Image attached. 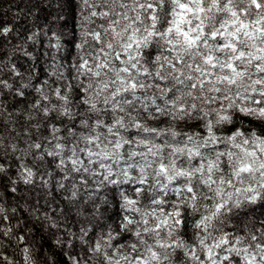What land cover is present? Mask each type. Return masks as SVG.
Here are the masks:
<instances>
[{"label": "snow or ice", "instance_id": "snow-or-ice-1", "mask_svg": "<svg viewBox=\"0 0 264 264\" xmlns=\"http://www.w3.org/2000/svg\"><path fill=\"white\" fill-rule=\"evenodd\" d=\"M26 7L15 43L0 23V264H264V0Z\"/></svg>", "mask_w": 264, "mask_h": 264}, {"label": "trees", "instance_id": "trees-1", "mask_svg": "<svg viewBox=\"0 0 264 264\" xmlns=\"http://www.w3.org/2000/svg\"><path fill=\"white\" fill-rule=\"evenodd\" d=\"M30 2V0H0V23L3 22H12V23H16L17 27L15 29H13V33L12 36H10L8 38L9 43H15L16 41L13 40V37L16 35L17 31L20 32V35H23V31H21V29L23 28H27L28 27V23H26V21H30L31 17L29 15V9L26 7V5ZM56 3L57 0H43V10L44 12L50 13L51 15H55V9H56ZM23 10V11H21ZM17 16V20H13V15ZM2 50V49H0ZM20 55V59L18 61H16L18 64L24 65V67H27V65L24 63L25 60H28L29 64H33L34 61L31 60L30 58L24 57L22 54ZM51 57H47V58H42L38 64H36L37 67V72L40 74V78L44 79L45 77V73H49L51 72V69L48 67V63L47 61L50 59ZM23 70V69H22ZM34 92V90H32ZM12 109H9V112H11ZM21 123H23V121H21ZM25 162H29V158L24 157ZM39 179V177H37V180ZM39 192V189H36V191L33 193L31 199L32 201L37 200L39 197L37 195V193ZM25 194L23 191L16 193V196H20ZM24 201H21V203H23ZM41 203H43V200L40 201ZM52 239L54 240L55 237H52ZM49 243H51V241H49ZM39 247V245L37 244V248ZM45 247H47V245H45ZM35 251V250H34ZM18 253V250H17ZM16 259H21L20 255L17 254Z\"/></svg>", "mask_w": 264, "mask_h": 264}]
</instances>
